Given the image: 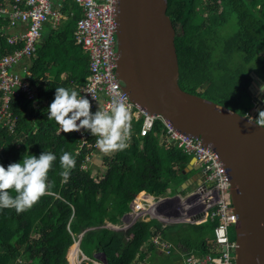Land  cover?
I'll return each instance as SVG.
<instances>
[{"label":"trees","instance_id":"16d2710c","mask_svg":"<svg viewBox=\"0 0 264 264\" xmlns=\"http://www.w3.org/2000/svg\"><path fill=\"white\" fill-rule=\"evenodd\" d=\"M72 3L66 0L63 5L67 18L57 29L44 26L36 58L25 65L31 70L26 81L34 98L18 93L11 97L7 113L0 115V164L7 167L42 151L57 155L48 173L52 184L48 193L19 214L0 209V264H68L67 252L79 235L83 255H94L95 260V255L103 254L106 264L152 263L153 237L171 244L170 253L176 248L185 256L212 254L209 241L216 221L184 224L175 232L170 231L173 225L155 219L138 220L125 231L104 228L121 225L141 192L154 200L172 196L195 172H184L192 156L168 141L159 119L145 137L139 136L141 122L133 123L128 146L105 157V170L96 177L85 162L93 149L79 150L75 135L56 133L57 125L46 116L55 88L78 92L89 74L88 57L74 43L81 13ZM166 15L175 32L180 89L249 115L250 75L264 80V0H166ZM13 49L0 38V57ZM247 99L250 108H242ZM95 141V136L89 137L91 145ZM62 150L76 161L67 182L59 175ZM193 185L180 193H189ZM75 249L69 250L68 260L74 258Z\"/></svg>","mask_w":264,"mask_h":264},{"label":"water","instance_id":"95a60500","mask_svg":"<svg viewBox=\"0 0 264 264\" xmlns=\"http://www.w3.org/2000/svg\"><path fill=\"white\" fill-rule=\"evenodd\" d=\"M114 22L115 76L122 91L139 110L216 154L228 176L236 216L233 264H264V129L250 124L264 104L256 94L249 115H239L180 89L166 0H117ZM250 77L249 89L255 91L261 80L254 74ZM188 171L195 174L176 193L192 180L201 184L193 158L184 172ZM80 238L74 244L77 249ZM96 256L105 264L103 254Z\"/></svg>","mask_w":264,"mask_h":264},{"label":"built area","instance_id":"2783aa9c","mask_svg":"<svg viewBox=\"0 0 264 264\" xmlns=\"http://www.w3.org/2000/svg\"><path fill=\"white\" fill-rule=\"evenodd\" d=\"M72 1L81 13L73 33L74 43L88 57L89 72L85 84L79 88L78 93L89 99L91 109L102 98L104 112L110 110L113 99H119L127 106L129 114H136L141 119L139 136L145 137L153 129L154 121L159 118L132 105L116 79L114 39L116 0ZM62 3L63 0H0V22L2 23L0 38H4L8 46L20 45L10 55L0 58V94L2 96L0 115L7 113L12 96L21 93L25 94L28 100L34 98V91L29 88L28 82L21 80L19 74L12 72L11 69L20 62L35 56V45L40 40L42 26L49 21L51 23L59 21L61 18L59 10ZM18 24L23 25L24 30L17 35L11 34L10 31ZM24 73L27 72L24 71ZM162 123L167 130L168 141L174 143L185 154L192 156L203 180L198 185L197 191L179 203V206L161 207L160 212L164 218H159L154 213L156 204L151 205L145 200L133 203L126 224L117 230H125L137 220H143L145 217L168 222L171 214L182 215L187 221L193 220L195 225L207 220L216 221V226L212 231V254L201 258L187 256L183 264H233L234 245L229 239L228 230L236 224V216L231 209L229 180L224 167L216 154L203 146L201 142L181 135L167 123L163 121ZM71 134L78 138L79 150L94 149L95 144L89 143L90 135L87 132L82 130L71 132ZM90 153L85 157V162L89 160ZM81 168L85 169L86 166L83 164ZM151 243L165 255L170 254L172 249L170 244L159 241L157 238H153Z\"/></svg>","mask_w":264,"mask_h":264},{"label":"clouds","instance_id":"9594fccd","mask_svg":"<svg viewBox=\"0 0 264 264\" xmlns=\"http://www.w3.org/2000/svg\"><path fill=\"white\" fill-rule=\"evenodd\" d=\"M256 94L259 102L264 104V80L259 81ZM90 109V101L85 95L67 87H56L46 116L55 122L58 133L83 130L95 136L100 153L125 149L130 134L127 106L119 99H113L108 112L99 107L95 112ZM256 111L257 117L252 118L254 123L250 124L264 129V109L257 108ZM56 160L55 153L42 151L38 156H22L18 162L10 163L7 167L0 164V209L11 208L17 214L30 209L41 196L51 190L48 173ZM59 166L62 182H67L76 166L75 158L70 152L62 150Z\"/></svg>","mask_w":264,"mask_h":264},{"label":"rangeland","instance_id":"374dc122","mask_svg":"<svg viewBox=\"0 0 264 264\" xmlns=\"http://www.w3.org/2000/svg\"><path fill=\"white\" fill-rule=\"evenodd\" d=\"M58 26V25H57ZM25 28V27H24ZM24 28H22V30H21V32L24 30ZM44 29V27L42 26V28H41V31H40V38L39 39H42V30ZM74 33V32H73ZM18 34V33H17ZM16 34V35H17ZM76 45V44H75ZM77 46V45H76ZM10 47H13L14 49H13V51L11 52V53H13L14 52V50L15 49H17V48H19L20 47V45H18V46H10ZM37 47H38V44H36L35 45V52L37 51ZM79 47V46H78ZM81 49V48H80ZM10 53V54H11ZM10 54H8V55H10ZM4 56H7V55H3V56H1V57H4ZM0 57V58H1ZM34 59V57H31V58H28V60L27 61H32ZM23 62H20L19 64H17V65H15L14 67H12V71H13V69H15V68H18L21 64H22ZM24 68H23V65L21 66V68H20V71L21 70H23ZM19 70V69H18ZM30 75V73L28 74V72L25 74V73H22V74H19V76H20V79L21 80H26V77H28ZM22 77V78H21ZM250 92H251V96L253 95V96H255L256 95V90L255 91H251L250 90ZM250 106H251V104H250V99L248 100H246L244 103H243V105H242V108H245V107H249L250 108ZM252 109V106H251V108H250V110ZM140 122H141V119H140ZM155 122V121H154ZM141 126V125H140ZM172 143V142H171ZM94 148H96V143H95V147ZM92 155V154H91ZM91 155L89 156V160L88 161H90V158H91ZM87 161V162H88ZM199 171V170H198ZM200 179H201V182H202V180H203V177L200 175ZM197 187L195 186V185H193V186H191V188H189V193H187V194H181L180 193V191L179 192H177V193H175L174 195H172V196H165V197H163V198H159L158 200H154L153 202H151L149 199H147L146 200V202L147 203H149V204H151V205H153V204H156V207H155V211H154V213L157 215V217H159V218H164L162 215V213L160 212V208L163 206V205H165L166 207H167V205H168V207H172V208H174V207H177V206H179L180 204L179 203H181L182 201H185L187 198H188V196L190 195V194H192V193H194V192H196L197 191ZM135 199H136V197H134V199H133V201H135ZM160 199H162V200H160ZM167 199V200H166ZM157 202H159V203H157ZM167 207V208H168ZM170 217L171 218H169V221L168 222H165V221H161L162 223H164V224H166V225H173V226H171V228H170V231H173V232H175V231H178L179 229H181V227H182V225H184V224H193V225H195L193 222V220L192 221H187V220H185L184 219V217H182V215H176V214H171L170 215ZM127 218H128V215H124L123 217H122V223H121V225H119L118 227H116V226H109V225H105V227L104 228H108V229H111V230H116V231H125V230H127V229H125V230H117V228H123L124 227V225L126 224V221H127ZM158 218V219H159ZM156 220V219H155ZM174 224H176V225H174ZM130 228V227H129ZM234 235H235V233H234V228H233V226H231L230 228H229V230H228V236H229V239H230V241L234 238ZM212 237H213V235H212ZM211 241H212V239H211ZM75 243H73V245L69 248V250L70 249H72L75 245H74ZM212 245V244H211ZM75 248H76V246H75ZM69 250H68V252H67V255H66V259H67V261H68V264H104V262L103 261H101V259H98V256H96V259L95 260H92V258H93V256H88V254H87V258L83 255V253L79 250V245H78V249L76 248L75 249V251H76V253H75V255H74V258L72 259V260H68V253H69ZM79 250V251H78ZM92 260V261H91ZM170 261H171V259H169L168 257H164V256H162V258L160 259V260H158V263L157 264H171L170 263ZM106 264V263H105Z\"/></svg>","mask_w":264,"mask_h":264},{"label":"crops","instance_id":"0c3cea01","mask_svg":"<svg viewBox=\"0 0 264 264\" xmlns=\"http://www.w3.org/2000/svg\"><path fill=\"white\" fill-rule=\"evenodd\" d=\"M72 1V0H71ZM65 2H66V0H63V3H62V7L60 8V10H59V12H60V16H61V18L59 19V21L57 22V23H51V21H49V22H47V23H45L44 25H43V27L45 26V25H49V26H51V29H53V30H55V29H57L59 26H60V24H61V22L62 21H64L66 18H67V15L65 14V13H62V8H63V5L65 4ZM73 4V3H72ZM56 5V4H55ZM71 13V12H70ZM69 13V14H70ZM71 15V14H70ZM58 25V26H57ZM22 28H24V26L23 25H20V24H18V25H16L11 31H10V33L11 34H17V33H19V32H21V30H22ZM44 32H45V30L43 29L42 30V36H43V34H44ZM42 42H43V40L42 39H40L39 40V42L37 43L38 45H40V44H42ZM82 51V50H81ZM83 53V52H82ZM84 54V53H83ZM34 58H36V52H35V56H34ZM28 61L26 60V61H23V63L18 67V68H15V69H13V71L12 72H14V73H17V74H22V73H24V71L25 72H28V74L30 73L31 74V70H29L28 68H26V63H27ZM23 65V70H21L20 71V68H21V66ZM19 69V70H18ZM49 79H51V77L49 78ZM103 105H104V100L102 99V98H100L97 102H96V104H94V106H93V108L92 109H90L92 112H95L96 110H97V108L99 107V109L100 110H102L103 109ZM128 115H129V120H128V123H129V125H130V134L133 132L132 131V126H133V123H135V122H139L140 121V118L136 115V114H129L128 113ZM130 134H129V136H128V138L130 137ZM128 138L126 139V141L128 140ZM114 153V151L113 152H110V153H108V154H103V153H100V151H99V149L96 147L95 149H93V151H91V153L90 154H92L91 155V158H90V161H89V165L87 166V169H88V171H90V173H93V175L96 177V175L98 174V173H103L104 172V170H105V167H103L102 166V161L104 160V158L105 157H109V156H111L112 154ZM197 179V178H196ZM198 180V182H199V178L197 179ZM195 184V186L196 187H198V185H197V181L196 180H192V183L191 184ZM190 184V185H191ZM189 185V186H190ZM143 195H145L144 197H142ZM147 199H149L150 201H154V198L153 197H151L150 195H148V194H146L145 192H141L139 195H137L136 196V199H135V201H132L133 203H135V202H137V201H142L143 200V202H144V200L146 201ZM160 200H162V199H160ZM167 200V199H166ZM157 203H159V202H157ZM168 206V205H167ZM162 207H166L165 205H163ZM183 206H182V204H181V208H182ZM130 208V207H129ZM130 212H131V210H130ZM129 212V213H130ZM129 213H127V215L129 214ZM148 219H150V218H148V217H145L144 219H143V221H146V220H148ZM138 221V220H137ZM158 221V220H157ZM158 222H160V221H158ZM160 223H162V222H160ZM162 224H164V223H162ZM164 225H166V224H164ZM153 238H157L159 241H161L158 237H153ZM152 238V239H153ZM162 242H166V241H162ZM166 243H168V242H166ZM169 244V243H168ZM209 244H211V241H209ZM171 245V244H170ZM212 248H213V246L212 245H210V252L212 251ZM155 253H156V255H155V257H151V259H152V263H149V262H145L146 264H157L158 263V260H160L161 258H162V256H166V257H168V256H170L171 254H174L173 255V257L171 258V264H183V262H184V259L187 257V256H185L179 249H176V248H173V251H172V253H170L169 255H165L164 253H162L161 251H159V249L157 250L156 248H155ZM191 256H194L195 258H201L202 257V255H198V254H196V255H193V254H190ZM190 255H188V256H190Z\"/></svg>","mask_w":264,"mask_h":264},{"label":"flooded vegetation","instance_id":"af4514ba","mask_svg":"<svg viewBox=\"0 0 264 264\" xmlns=\"http://www.w3.org/2000/svg\"><path fill=\"white\" fill-rule=\"evenodd\" d=\"M250 95H251V92H250ZM254 97H255V96H253V95L251 96V98H254Z\"/></svg>","mask_w":264,"mask_h":264},{"label":"bare ground","instance_id":"6f19581e","mask_svg":"<svg viewBox=\"0 0 264 264\" xmlns=\"http://www.w3.org/2000/svg\"><path fill=\"white\" fill-rule=\"evenodd\" d=\"M73 2V1H72ZM74 3V2H73ZM75 4V3H74ZM116 4H117V0H116ZM76 5V4H75ZM116 13V12H115ZM115 19V18H114Z\"/></svg>","mask_w":264,"mask_h":264}]
</instances>
